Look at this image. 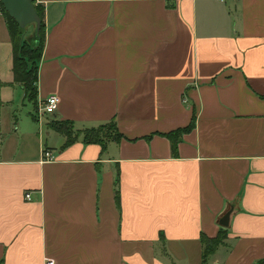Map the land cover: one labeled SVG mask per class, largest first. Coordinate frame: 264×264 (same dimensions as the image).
<instances>
[{"label":"crops","instance_id":"0c3cea01","mask_svg":"<svg viewBox=\"0 0 264 264\" xmlns=\"http://www.w3.org/2000/svg\"><path fill=\"white\" fill-rule=\"evenodd\" d=\"M35 4L36 106L59 102L18 123L0 13V264H203L199 238L220 229L227 238L205 264L264 260V0ZM193 114L173 156L163 134ZM111 120L123 139L103 153L80 140L61 149L50 128Z\"/></svg>","mask_w":264,"mask_h":264},{"label":"trees","instance_id":"16d2710c","mask_svg":"<svg viewBox=\"0 0 264 264\" xmlns=\"http://www.w3.org/2000/svg\"><path fill=\"white\" fill-rule=\"evenodd\" d=\"M37 15L40 19L38 30L35 25L33 37L29 40L26 39L25 33L27 27L20 28L18 24L12 19L4 10L0 3V13L5 23L6 29L9 34L10 44L12 49V73L13 82L18 84L23 90L25 99L34 106V111L37 109V71L38 64L41 58V54L45 41V24H44V10L40 5H36L32 0ZM34 115H32L33 117ZM195 126V115L189 124L184 128H179L169 133L163 134L169 143L171 154L177 155V146L181 137L193 130ZM50 128L55 132L61 134L65 141L61 149H66L77 141H81L84 144H95L100 146L101 153L105 152L106 145L110 142H119L123 139V136L119 134L117 126L114 120L100 125L97 128H89L83 130H75L73 123L70 121H54L50 123ZM119 179L116 175L114 182V199L118 204L119 201ZM227 238L226 229H220L217 236L214 238H208L205 235H201L199 241L202 246V263L205 264L209 256H211L219 246L223 245L224 240ZM258 264H264V260H261Z\"/></svg>","mask_w":264,"mask_h":264},{"label":"water","instance_id":"95a60500","mask_svg":"<svg viewBox=\"0 0 264 264\" xmlns=\"http://www.w3.org/2000/svg\"><path fill=\"white\" fill-rule=\"evenodd\" d=\"M0 3L7 14L15 20L20 28L28 25H35L36 30L39 28L40 19L36 13L32 0H0ZM230 211L220 219L219 224L227 227Z\"/></svg>","mask_w":264,"mask_h":264},{"label":"rangeland","instance_id":"374dc122","mask_svg":"<svg viewBox=\"0 0 264 264\" xmlns=\"http://www.w3.org/2000/svg\"><path fill=\"white\" fill-rule=\"evenodd\" d=\"M33 30H34L33 25H28L27 32L25 33L27 40L33 37V32H34ZM11 93L14 103L13 107L11 108L13 114L15 115L17 121H19L18 123H20V126H22L23 124H27L29 121H31L32 115L34 114V106L26 99H24L23 90L20 88L18 84H15V87L14 89L11 90ZM36 137L37 136H34L33 138H31V141L26 142L27 146L32 150L37 148V142L35 139ZM16 139L17 137H14V140ZM19 140L20 138L16 140L17 143H19ZM221 250L223 251L222 253L225 252V250L223 249Z\"/></svg>","mask_w":264,"mask_h":264},{"label":"built area","instance_id":"2783aa9c","mask_svg":"<svg viewBox=\"0 0 264 264\" xmlns=\"http://www.w3.org/2000/svg\"><path fill=\"white\" fill-rule=\"evenodd\" d=\"M37 0H35L36 2ZM59 99L56 96L46 97L37 107L38 117H44L53 114L58 106ZM54 160V156L49 151L42 152V161L51 162ZM31 198L30 193H25L24 199L29 201ZM45 264H54L52 260H47Z\"/></svg>","mask_w":264,"mask_h":264}]
</instances>
